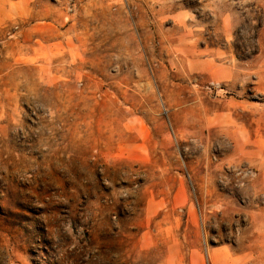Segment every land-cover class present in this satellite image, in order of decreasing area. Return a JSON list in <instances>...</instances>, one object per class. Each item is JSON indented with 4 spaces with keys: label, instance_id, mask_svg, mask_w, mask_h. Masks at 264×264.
<instances>
[{
    "label": "rangeland",
    "instance_id": "rangeland-1",
    "mask_svg": "<svg viewBox=\"0 0 264 264\" xmlns=\"http://www.w3.org/2000/svg\"><path fill=\"white\" fill-rule=\"evenodd\" d=\"M0 264H264V0H0Z\"/></svg>",
    "mask_w": 264,
    "mask_h": 264
}]
</instances>
